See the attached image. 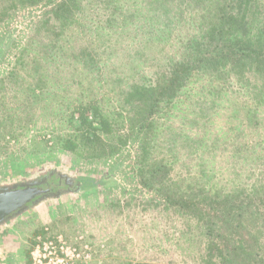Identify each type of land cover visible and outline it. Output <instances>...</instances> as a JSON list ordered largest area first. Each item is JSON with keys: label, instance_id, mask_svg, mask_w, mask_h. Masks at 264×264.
I'll return each instance as SVG.
<instances>
[{"label": "rangeland", "instance_id": "1", "mask_svg": "<svg viewBox=\"0 0 264 264\" xmlns=\"http://www.w3.org/2000/svg\"><path fill=\"white\" fill-rule=\"evenodd\" d=\"M120 2H125L124 11H129L124 20L112 19L100 0L84 1L83 12L76 14L66 32L73 33L71 42L77 46L87 40L94 43V34L103 33L108 48L95 63L98 73L86 75L81 90L55 83L54 77L39 98L26 89L27 83H32V71L39 70L34 58L45 64L43 46L48 47L52 40L46 39L37 21L47 10L44 16H51L53 5L12 7L0 22V45L5 43L0 54V81L8 79L0 86V119L4 108L7 112L3 114H8V131L0 140V176L20 178L44 165L77 175H112V183L105 188L85 196L68 195L32 209L8 235L4 246L7 255L14 258L13 264H25L26 251L38 235L56 233L73 242L78 234H84L93 247L89 264H196L193 257L198 243L193 235L197 230L190 228L186 218L163 211L165 202L141 185L133 137L117 154L97 159L85 158L83 148L71 152L53 143L57 134L79 135L73 133L68 119L72 103L69 96L96 99L107 113L119 112L114 110L119 95L107 93L103 80L120 78L122 89L132 79L144 84L162 80L179 55L189 31L186 29L194 28V18L198 20L196 9L181 0H170L175 20H166L155 12L153 0ZM176 19L181 20L179 26L174 24ZM23 49L29 64L21 69L16 62ZM11 72L19 75V84L10 80ZM58 76L62 77V72ZM250 81L237 82L232 76L215 82L193 81L159 113L156 121L163 122V133L157 151L172 162L174 174H205L202 177L209 179L210 185L254 180L264 184V91L259 83ZM256 93L258 97L254 98ZM201 100H213L214 105H202ZM179 141L186 145L180 146ZM190 151L194 155L189 158Z\"/></svg>", "mask_w": 264, "mask_h": 264}, {"label": "trees", "instance_id": "2", "mask_svg": "<svg viewBox=\"0 0 264 264\" xmlns=\"http://www.w3.org/2000/svg\"><path fill=\"white\" fill-rule=\"evenodd\" d=\"M84 1L90 0H1L0 22L12 7L23 8L39 3H43V7L53 5L51 16H44L49 12L47 10L37 21L39 30H43L46 39L51 38L52 42L48 47L43 46L45 64L34 58L39 70L31 67L32 83H27L26 89L33 97L39 98L45 93L47 82L54 77L55 83H64L65 87L73 85L76 90H81L85 76L98 73L95 63L108 48L103 33L94 34V43L87 40L78 46L71 42L73 33H66L76 14L83 12ZM100 1L110 11L112 19L124 20L129 15L128 10L124 11L125 2ZM153 1L155 12L164 15L166 20L174 19L170 0ZM181 1L192 10L196 9L198 20L194 18V28L186 29V32L189 30L186 39L166 76L153 84L132 79L124 89L120 88V78H105V91L120 98L114 109L119 112L113 114L107 113L96 99L85 101L69 96L72 103L68 119L73 133L79 135L57 134L55 140L52 138L53 143L59 149L71 152L83 148L81 154L85 158L97 159L117 154L133 137L138 149L136 174L141 185L165 202L163 211L169 210L174 216L186 218L191 222L190 228L197 230L193 235L198 243L193 257L196 264H264V184L254 180L210 185L209 179L202 177L205 174L187 175L186 171L185 176L174 174L172 162L157 151L162 140L163 122L156 121L159 113L170 107L193 81L215 82L232 76L237 82L253 79L264 91V0ZM180 22L176 19L174 24L179 26ZM26 54L23 49L16 62L18 68L28 66ZM50 68L52 74L48 72ZM61 72L62 77L58 76ZM9 77L16 85L20 83L18 74L11 72ZM4 80L0 81L1 87L5 85ZM209 102L212 107L213 100ZM209 102L200 101L202 105ZM200 109L204 111L205 108L201 106ZM3 112L7 110L4 108ZM3 112L0 140L8 131V114ZM179 145L186 143L179 141ZM189 153V158L194 155L193 151ZM193 174L196 176H191ZM91 184L94 186L95 181ZM26 256L25 264H30L29 250Z\"/></svg>", "mask_w": 264, "mask_h": 264}, {"label": "flooded vegetation", "instance_id": "3", "mask_svg": "<svg viewBox=\"0 0 264 264\" xmlns=\"http://www.w3.org/2000/svg\"><path fill=\"white\" fill-rule=\"evenodd\" d=\"M5 43L0 45V54ZM95 181L94 186L91 182ZM23 181L37 182V186L45 190L46 196L37 205H30L28 209L11 219H7L0 224V264H13L14 258L7 255L4 248L7 245L8 235L15 230L18 224L27 216L32 209L37 208L45 202L58 201L68 195H86L97 191L99 187H107L112 183L111 174L100 175H77L57 166H40L32 172H28L24 177L10 178L0 176V185L4 183H20Z\"/></svg>", "mask_w": 264, "mask_h": 264}, {"label": "built area", "instance_id": "4", "mask_svg": "<svg viewBox=\"0 0 264 264\" xmlns=\"http://www.w3.org/2000/svg\"><path fill=\"white\" fill-rule=\"evenodd\" d=\"M30 264H89L93 259V247L84 234L75 242L64 234L38 235L29 250Z\"/></svg>", "mask_w": 264, "mask_h": 264}, {"label": "water", "instance_id": "5", "mask_svg": "<svg viewBox=\"0 0 264 264\" xmlns=\"http://www.w3.org/2000/svg\"><path fill=\"white\" fill-rule=\"evenodd\" d=\"M46 196L37 182L4 183L0 185V224L37 205ZM40 204V203H39Z\"/></svg>", "mask_w": 264, "mask_h": 264}]
</instances>
